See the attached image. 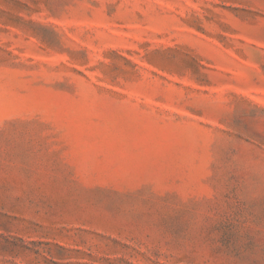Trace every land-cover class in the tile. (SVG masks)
Segmentation results:
<instances>
[{
	"label": "rangeland",
	"instance_id": "1",
	"mask_svg": "<svg viewBox=\"0 0 264 264\" xmlns=\"http://www.w3.org/2000/svg\"><path fill=\"white\" fill-rule=\"evenodd\" d=\"M0 264H264V0H0Z\"/></svg>",
	"mask_w": 264,
	"mask_h": 264
}]
</instances>
